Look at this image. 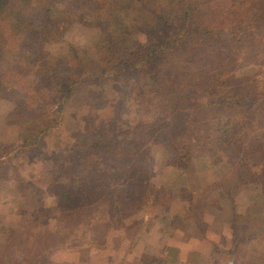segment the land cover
<instances>
[{"label": "trees", "instance_id": "1", "mask_svg": "<svg viewBox=\"0 0 264 264\" xmlns=\"http://www.w3.org/2000/svg\"><path fill=\"white\" fill-rule=\"evenodd\" d=\"M115 1L84 0L80 9L82 22H86L80 23L81 27V24H97L98 38L92 48L99 69L86 72L79 55L67 59L54 53L29 67L39 65L32 71L33 77L44 79L51 91H60L65 98L76 95L81 100L91 91L87 85L115 82L133 75L138 80L136 92L142 95L143 107L155 114L156 119L150 123L140 121L128 128L124 135H132V140L120 136L122 126L119 129L113 126L123 125L121 122L104 121L102 130L104 132L107 126L109 132L98 131L90 136L83 144L87 150L80 149L81 144L71 150L68 163L72 174L62 182L58 181L61 172L55 171L48 183L49 188L55 187V194L51 192L52 196L56 195L53 211L61 212L56 219L69 224L72 230L69 237L60 238L54 230L52 234L47 230L50 215L45 212L43 220L46 221L33 245L22 244L21 252L13 254L9 264H19L28 257L37 260L34 264H55L48 262V255L42 251L44 233L55 242L49 248L58 250L94 244L93 236H83L77 231L78 213L101 200L109 202L107 197L111 199V194L121 200L115 205L116 210L139 205L147 189L149 169L143 166L142 158L137 159V150L127 148L139 136L148 139L151 151L156 146L175 157L185 150L194 152L192 167L197 173L196 179L201 175L206 181L210 178L208 173L220 176L226 168L235 167L243 178L255 180L253 184L246 181L247 189L256 187L254 192H249L248 199H257L259 192L263 194L259 197H264V77L247 71L248 66H257L248 61L249 57L253 63L264 57V0H124L123 6L127 3L128 7L121 12L117 11ZM70 2L0 0V54L13 58L14 70L22 69L18 60L26 49L36 48L41 53L40 50L58 40L52 13ZM106 19L109 20L102 25ZM127 23L138 27L143 39L127 40L124 35ZM255 53L259 54L253 55ZM2 65L0 62V97L24 101V110L36 113V108L28 101L37 102L39 95L25 86L17 89L12 83H4ZM55 78L58 83L51 81ZM260 78L262 94L256 95L252 82ZM47 131L44 128L41 133ZM103 134L107 146L100 137ZM150 153L157 158L156 152ZM129 159L139 163L133 161L128 168ZM247 160L252 162L246 163ZM172 173L175 174L170 175L168 186L177 179L185 181L180 168H173ZM247 175L250 177H245ZM105 191H108L107 197L101 199ZM40 205L39 213L45 209V201ZM260 205L264 208V198ZM100 211L97 208L90 219L95 221ZM234 215L233 212L232 218ZM99 225L96 223L93 228L95 236ZM233 227L240 243L245 238H239L241 225ZM85 231H82L84 235ZM259 235L254 232L251 238ZM84 239L88 243H84ZM17 247L20 248V243L13 236L3 249L4 256H10L19 249ZM223 253L227 264H252L233 252L224 250ZM0 264L3 263L0 261Z\"/></svg>", "mask_w": 264, "mask_h": 264}, {"label": "rangeland", "instance_id": "2", "mask_svg": "<svg viewBox=\"0 0 264 264\" xmlns=\"http://www.w3.org/2000/svg\"><path fill=\"white\" fill-rule=\"evenodd\" d=\"M122 2L124 3V0L115 1L119 12L128 7L127 3L123 6ZM83 5L84 0H71L70 5L59 6L53 10L52 20L56 26L58 40L52 42L46 49L40 50L41 53L36 48L33 51L23 50V57L18 60L22 69L14 70L13 58L8 54L3 56L0 54L2 56L0 62L3 63L1 76L4 83H12L17 89L25 86L33 89L31 93L39 95L37 102L28 101L36 108V113H27L24 110V101L0 97V261L3 264H9L10 257L21 252L22 244L33 245L41 225L46 221L43 220L45 212L46 215H50L46 221L50 228L47 230L51 234L54 230L60 238L63 235L69 237L72 231L69 224L56 219L61 212L53 211L52 205L55 204L56 195L52 196L51 192L53 190L55 194V187L49 188L48 183L50 175L55 171L61 172L58 181L62 182L72 174V168L68 163L71 160L69 156L71 150L79 144L80 149L87 150L83 144L87 143L90 136L98 131L109 132L107 126L104 132L102 130L104 121L114 119L121 122L123 125L113 126L118 129L122 126L120 136L124 137L125 131L137 122L150 123L156 119L155 114L147 112L143 107L142 95L136 92L138 80L133 75H126L124 80L115 82L102 81L95 85H87L91 91L84 94L82 100L76 95L65 98L64 93L51 91L44 79L33 77L32 71L39 65L35 67L29 65L39 62V59L46 58L51 53L67 59L79 55L86 72L99 69L96 58H93L92 48L98 38L95 26L97 24L95 22L80 26V23H86L82 22L83 15L80 12ZM109 19L104 20L102 25ZM131 24L127 23L124 34L126 39L132 40V37L143 39L138 27ZM251 58L249 57L248 61L257 66H248L247 71L254 72L256 77L258 75L264 77V57L257 63H253ZM52 79V82H59L56 78L54 81ZM261 81L260 78L259 81L252 82V89L256 95L258 92L261 93L263 84ZM44 128L45 131L48 130L45 134L41 133ZM100 137L104 146H107L108 141L104 134ZM125 137L133 139L132 135ZM133 142L129 143L127 148L137 150V159L138 156L139 159L142 158L143 166L149 169L146 179L148 185L142 202L135 208L122 206L116 210L115 205L121 200L115 198L113 194L109 199L106 196L108 191H105L101 199L107 197L109 202L101 200L99 203H93L92 207L86 206L78 213L79 216L77 215L79 218L77 231L83 236H93L94 244L73 250H58L54 247L49 248L55 242L44 233L42 251L48 255V262L225 264L226 256L223 251L227 250L252 264H264V208L260 205L264 197H259L263 195L259 192L261 193L259 198L249 200L248 197L251 195L249 192H254L256 187L246 188V181L253 184L252 181L255 180L243 178L235 167L226 168L220 176L208 173L210 178L206 181L201 175L196 179L197 173L192 167L194 152L190 149L175 157L156 146L153 148L154 151H151V143L143 136H139ZM131 145L135 147H130ZM150 152H156L157 158ZM87 159L90 161V158ZM249 161L251 160H247L246 163H250ZM132 162L139 163L137 160L129 159L128 168ZM175 167L180 168L181 176L186 179L185 181L177 179L168 186L170 175L175 174L172 173ZM41 201H45L46 207L39 213L37 207L40 208ZM97 208L101 211L98 212L95 221H92L90 218ZM233 212L236 216L232 218ZM96 223L100 225L95 236L93 228H96ZM234 224L241 225L240 240L245 237L240 243L232 231ZM14 231L17 233L12 235ZM82 231L87 234L84 235ZM254 232L260 235L251 238ZM13 236L18 239L20 248L17 247L19 249L6 258L3 249ZM84 243L88 242L84 239ZM36 261L35 258L28 257L21 259L19 264H34Z\"/></svg>", "mask_w": 264, "mask_h": 264}]
</instances>
